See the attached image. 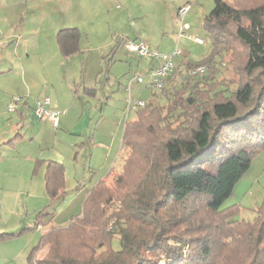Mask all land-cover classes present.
<instances>
[{
	"label": "trees",
	"instance_id": "1",
	"mask_svg": "<svg viewBox=\"0 0 264 264\" xmlns=\"http://www.w3.org/2000/svg\"><path fill=\"white\" fill-rule=\"evenodd\" d=\"M203 26L211 37V50L199 60L182 59L176 64L166 84L124 125L122 147L125 144L135 152L139 144L134 136L146 122L155 121L163 135L150 143L162 148L164 162L151 158L133 187L127 160L110 194L119 195L122 205L114 215L106 213L109 198L105 205L91 207L104 179L100 180L82 213L67 227L53 226L42 235L29 255L30 264H218L219 250L239 243L245 246L243 264H264V200L254 220L231 218L239 210L237 205L221 208L255 156L264 150V0H215ZM82 36L77 26L60 29L56 36L60 52L70 56L81 51ZM230 36L247 51V78L235 84L220 76V61L230 48L221 43ZM200 64L208 70L189 72ZM96 89L85 87L89 94ZM43 164L49 204L54 205L66 187L65 165L52 159L37 160L34 171ZM201 213L216 216L203 223ZM100 222L110 227L107 239L91 233L99 229ZM13 235L2 232L0 238ZM117 236L120 247L114 248L112 241ZM71 239L89 248L84 258L64 245ZM43 243H49L50 249L37 258Z\"/></svg>",
	"mask_w": 264,
	"mask_h": 264
},
{
	"label": "rangeland",
	"instance_id": "2",
	"mask_svg": "<svg viewBox=\"0 0 264 264\" xmlns=\"http://www.w3.org/2000/svg\"><path fill=\"white\" fill-rule=\"evenodd\" d=\"M38 1L43 5L34 9ZM91 1L95 4L93 11H96L93 28L89 32L81 28L82 50L70 56L62 53L50 56L52 53V46L48 48L50 31L46 26L44 29L39 26L35 29V24H30L33 17L34 20L38 18L39 22L43 23L45 12L50 11L47 0H4L0 4V19L14 14L19 17L15 42L19 44L20 52L25 45L28 47L35 45L30 56L24 59L28 67L24 81L15 82L18 80L15 78L14 83L7 84L10 83V79L1 77V81L10 87L2 88L4 93H1L0 100H4L2 97L6 96L7 104L10 98L7 104L9 106L14 96H21L32 103L35 97H38L37 94L43 93L42 95L51 97L54 94L65 103L71 96L72 104H75L69 113L68 121L64 126L60 125L58 136L49 127L42 131L38 125L40 130L37 137L32 138L33 128L24 132L25 138L32 146L38 149L39 145H42L45 155L57 157L63 160L65 165L66 193L53 205L49 204L50 197L46 191L48 203L41 209L44 212L42 217L47 221L46 228L50 227L51 223L57 228L67 227L73 217L83 212L84 203L91 190L102 179L104 180L101 187L96 190L98 198L91 207L102 205L106 198H109L107 205L104 204L107 207L106 213L113 215L116 211L120 213L122 205L118 199L119 195L115 197L110 194L116 188V178L124 172L127 160L130 161L129 182L133 187L140 182L151 158L153 162H164L162 148H154L150 143H156L157 136L163 135L161 127L155 121L146 122L145 126L140 128V133L134 136V142L139 144L135 152L125 144L122 147L125 122L141 109L135 100L148 101L153 92L158 91L148 87L146 82L137 80L130 82L132 76L136 74L147 77L148 61L154 59L157 63V59L151 55L140 56L127 51L125 40L144 41L164 52H172L178 41L183 53L175 57V61L185 57L199 60L212 47L211 37L202 25V19L214 7L215 0H190L192 8L186 15L190 28L183 35H180L181 24L177 15V4L183 0H84L85 5ZM12 7L15 12L11 10ZM175 18L178 22L177 32L171 29ZM7 27L8 24L5 23L4 28ZM164 27L170 28L168 34L163 33ZM196 36L205 41L203 43L195 41ZM56 43L58 44L57 38ZM221 46L230 48L220 61L222 69L220 76L234 84L236 81L243 82L247 78L244 69L247 61L246 49L235 36H230L229 40L221 43ZM47 56L51 57L49 61ZM41 57L46 59L43 60ZM182 69L184 71V68ZM85 85L97 88L95 93H87ZM159 98L164 100L163 95H159ZM10 115L7 113L6 117ZM263 154L264 150H261L256 156ZM257 162L258 164L255 163L243 179L239 180L234 193L221 205V208L232 205L239 207L236 215L231 217L233 219L254 220L257 215L255 208L262 202L263 185L255 184L253 188L248 189L252 182L251 177L256 176L258 172L263 173L264 162L262 163L261 159ZM37 172L38 170L33 171L34 176H37ZM215 216L201 213L200 221L211 222V217ZM98 226L99 229H94L91 233L100 240L105 236L107 239V230L110 228L108 224L102 225L100 222ZM70 241L64 245L72 248L77 257L84 258L89 248L81 246L73 239ZM112 245L114 248L120 247L118 236L113 239ZM41 247L44 248L42 255L44 257L50 249V244L43 243ZM103 249L104 247L99 251ZM244 258L245 246L242 243L231 244L219 250L218 264H243Z\"/></svg>",
	"mask_w": 264,
	"mask_h": 264
},
{
	"label": "crops",
	"instance_id": "3",
	"mask_svg": "<svg viewBox=\"0 0 264 264\" xmlns=\"http://www.w3.org/2000/svg\"><path fill=\"white\" fill-rule=\"evenodd\" d=\"M0 1V4L4 2V0ZM47 1L50 5L48 8L50 11L49 13L45 12L43 23L39 22L38 18L34 20L35 18L33 17L30 24H35V29L37 26L41 29H44L46 26L50 31L51 39L48 48L52 46V53H50L51 56L61 53L59 46L56 43L57 32L62 28L72 26H77L80 29L84 28V30L86 29L88 32L91 31L96 11H93L95 6L93 1L89 3L87 2L86 5L84 0ZM187 3L192 2L190 0L178 2L177 9ZM42 5L43 3L38 1L34 5V9H37V7H41ZM11 10H13V7ZM13 11L15 12V10ZM18 19L19 17H17V14L2 17L0 19V95L1 93H4V90L2 89L3 87L6 89L10 87L6 86V84L3 83L4 81H1V77L10 79V83L7 84L14 83L15 78L18 79L15 82L25 80L28 67L26 65L27 61L25 62L24 59L25 57L28 58L31 52H33V48H35V45L32 47L25 45L23 51L20 52V46L15 42V38L18 34L16 31L18 28L16 27ZM186 21L188 20L186 19ZM176 22L177 20L175 18L171 29L177 32L178 22ZM5 23L8 24L7 29L4 28ZM162 31L164 34H168L170 28L164 27L162 28ZM34 38H36V36H34ZM122 43L124 44V41ZM116 47H118V45ZM50 56H47V61L51 59ZM41 58H43V60L46 59V57ZM182 59L191 60L187 57L180 58L176 61L177 65ZM148 62V69H150L155 63V60L150 59ZM84 87L89 86L85 85ZM42 94H37L38 97H35L32 103L28 101L26 97L20 98L16 104V109L12 111H10L7 106L8 102H10V98L7 104L5 103L6 96L2 97L4 100H0V233H14L12 237L0 238V264H30L29 255L31 251L34 247L40 244L42 235L51 227L56 226L51 223L49 225L50 227L46 228L47 221H45V218L40 214V211H42L41 209L48 203L45 180L46 165H41L38 169L37 176H34L33 171L37 160L52 159L62 163L64 161L57 157L55 158L45 155L42 145H39V148L36 149L32 146L31 142L25 138L24 132L25 130L28 131L33 128L32 138H35L38 136L40 129L43 131L46 127H49V129H52L54 134L58 136L60 125L63 124L64 126L68 121L69 113L72 110V106L74 107L75 104H72L71 96L69 101L67 99L65 100L68 103L67 104L56 98L54 94L53 97ZM44 96H50L52 99L51 106L60 112L58 125H54L51 119H38L33 112L36 99ZM12 112L15 113V115H13ZM7 113L11 114L8 118L6 117ZM36 120L39 122H35ZM17 138H20V140H17ZM260 155L254 158L251 166L242 175L240 180H242L244 175L253 168L255 163L258 164L257 161L261 159L262 163L264 162V154L262 156ZM262 170V174L258 172L256 176L251 177L252 182L248 189L253 188L255 184H258L259 186L263 185L264 188V165ZM35 178L36 180H34ZM238 183L239 181L236 183L235 189ZM66 191V187L61 189V197ZM261 198L263 201L264 193L261 195ZM43 249L44 248L40 247L37 250V258L42 257Z\"/></svg>",
	"mask_w": 264,
	"mask_h": 264
},
{
	"label": "built area",
	"instance_id": "4",
	"mask_svg": "<svg viewBox=\"0 0 264 264\" xmlns=\"http://www.w3.org/2000/svg\"><path fill=\"white\" fill-rule=\"evenodd\" d=\"M192 7V3H187L181 6L178 9V15L180 19V35H183L185 31L189 28V23L186 21V14ZM195 41L199 43H203L204 39L196 36L194 37ZM125 47L128 51L135 52L140 56L151 55L155 59H157V63H154L152 67L148 70L145 77L143 74H136L132 76L130 82L132 80H137L138 82H146L148 87H152L155 89L162 88L167 81V77L172 73V71L176 67L175 57L179 56L183 53L182 49L178 46V41L176 43V47L172 50V52H164L159 48L152 47L150 44L143 41H135L127 39L125 40ZM208 70V66L206 64H200L198 66H193L189 69V72L194 73H203ZM129 82V85H130ZM129 89V86H128ZM21 97L15 96L8 106L10 111L16 109V104L20 100ZM52 99L50 96H44L36 99L33 112L35 116L40 120L51 119L54 125H58L59 122V111L51 106ZM132 102V99L129 101ZM136 105L141 106L145 103V100H135Z\"/></svg>",
	"mask_w": 264,
	"mask_h": 264
}]
</instances>
